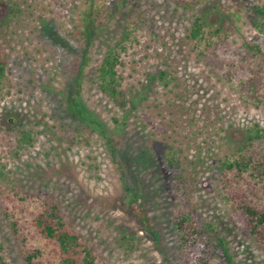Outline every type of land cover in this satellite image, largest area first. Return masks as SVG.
Returning a JSON list of instances; mask_svg holds the SVG:
<instances>
[{"label":"rangeland","instance_id":"374dc122","mask_svg":"<svg viewBox=\"0 0 264 264\" xmlns=\"http://www.w3.org/2000/svg\"><path fill=\"white\" fill-rule=\"evenodd\" d=\"M251 5L264 0H201L193 9L171 0H0L6 262L24 264L3 215L16 187L31 197V210L37 197L54 198L104 264H183L171 221L188 210L227 240L234 264H264V250L232 221L221 188L223 163L249 151L264 156V29ZM93 6L104 18L85 46L78 32L92 23ZM112 47L124 109L97 85ZM81 63L78 97L116 141L124 176L106 138L68 112ZM255 128L261 136L249 142ZM121 177L137 191L144 221L127 204Z\"/></svg>","mask_w":264,"mask_h":264},{"label":"trees","instance_id":"16d2710c","mask_svg":"<svg viewBox=\"0 0 264 264\" xmlns=\"http://www.w3.org/2000/svg\"><path fill=\"white\" fill-rule=\"evenodd\" d=\"M185 9H193L201 0H171ZM105 10V9H104ZM104 10L92 8V23H86L83 31L78 34L81 43L88 46L93 40V30L102 25ZM255 20H261L264 29V6L251 5ZM231 20L227 17L226 20ZM222 28H226L225 25ZM200 30L196 23L192 36ZM119 52L110 48L104 56L98 70L97 85L99 90L112 100L114 104L124 109L128 100L121 89L116 66ZM7 57L0 53V87L6 80ZM84 64L76 69L79 73L75 78V89L66 96L68 112L72 119L81 124L83 130L97 132L108 142L109 152L118 165L121 175L126 169L117 160L116 141L105 133V126L98 117L85 108L78 97V77ZM259 129L249 131L248 141L261 136ZM126 202L131 210L139 215L137 191L125 183L122 178ZM221 188L229 208L232 221L247 236L251 237L264 250V156L249 151L239 160L223 163ZM16 187L4 207V219L10 232L18 243L20 256L24 264H104L103 259L95 254L83 238L75 233L64 219L59 203L50 196H39L34 201L32 210L29 208L32 200ZM144 221L143 216L140 215ZM177 236V249L183 264H209L212 259H220L225 264H234L227 240L222 237L211 222L200 220L191 211H181L171 221ZM155 242L158 236L145 227ZM40 244H33V242ZM0 244V264H9L2 255Z\"/></svg>","mask_w":264,"mask_h":264}]
</instances>
